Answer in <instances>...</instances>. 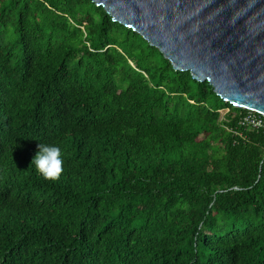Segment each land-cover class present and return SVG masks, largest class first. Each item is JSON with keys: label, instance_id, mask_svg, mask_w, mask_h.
<instances>
[{"label": "trees", "instance_id": "trees-1", "mask_svg": "<svg viewBox=\"0 0 264 264\" xmlns=\"http://www.w3.org/2000/svg\"><path fill=\"white\" fill-rule=\"evenodd\" d=\"M246 112L95 0H0V264H264Z\"/></svg>", "mask_w": 264, "mask_h": 264}, {"label": "water", "instance_id": "water-1", "mask_svg": "<svg viewBox=\"0 0 264 264\" xmlns=\"http://www.w3.org/2000/svg\"><path fill=\"white\" fill-rule=\"evenodd\" d=\"M236 107L264 114V0H95Z\"/></svg>", "mask_w": 264, "mask_h": 264}, {"label": "clouds", "instance_id": "clouds-1", "mask_svg": "<svg viewBox=\"0 0 264 264\" xmlns=\"http://www.w3.org/2000/svg\"><path fill=\"white\" fill-rule=\"evenodd\" d=\"M32 163L48 179H58L64 170L63 152L56 144L41 143Z\"/></svg>", "mask_w": 264, "mask_h": 264}, {"label": "built area", "instance_id": "built-area-1", "mask_svg": "<svg viewBox=\"0 0 264 264\" xmlns=\"http://www.w3.org/2000/svg\"><path fill=\"white\" fill-rule=\"evenodd\" d=\"M221 119H225V117L222 115ZM239 124L244 128L262 131L264 133V114L253 110H247V112L240 117Z\"/></svg>", "mask_w": 264, "mask_h": 264}, {"label": "rangeland", "instance_id": "rangeland-1", "mask_svg": "<svg viewBox=\"0 0 264 264\" xmlns=\"http://www.w3.org/2000/svg\"><path fill=\"white\" fill-rule=\"evenodd\" d=\"M226 110H227V109H222V110H221L222 115L225 114Z\"/></svg>", "mask_w": 264, "mask_h": 264}]
</instances>
